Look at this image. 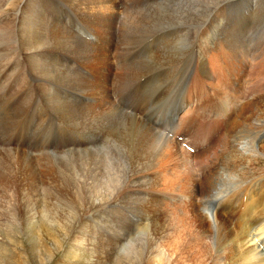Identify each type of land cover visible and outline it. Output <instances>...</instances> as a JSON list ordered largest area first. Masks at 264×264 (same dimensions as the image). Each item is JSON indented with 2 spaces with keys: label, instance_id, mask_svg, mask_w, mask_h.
I'll return each instance as SVG.
<instances>
[{
  "label": "rangeland",
  "instance_id": "rangeland-1",
  "mask_svg": "<svg viewBox=\"0 0 264 264\" xmlns=\"http://www.w3.org/2000/svg\"><path fill=\"white\" fill-rule=\"evenodd\" d=\"M62 1L64 4L66 3L65 0H52L49 2L59 12H57V16L60 21V28L65 31L68 30V32L78 40L89 45L92 44L91 46H96L101 49L104 43V37L87 29V27L81 23L83 17L78 15L72 8L63 6ZM110 1L114 3V5H117L118 12L122 13H120L121 16L125 15V10L129 9L128 16L132 15L133 17H139L138 19L143 18L141 22L142 26L140 25V29L136 30V35L133 34L134 40L132 46H136V48L133 49L136 52L132 51L131 57H126V59H128L126 60L125 58L123 59L120 52L117 50L118 46L120 47L121 44V31L125 30L124 20L118 18L114 25L115 33L113 36H115L114 38L111 36V41L109 43L110 54L107 65L110 66V68L112 67L110 72L104 73L105 64H101L96 68L90 67L83 59L74 58V56H70V54H59L56 56V61L59 65L58 69H56L57 71L54 69L49 71V73H43L44 84L42 83V86L38 82L39 76L36 75V71L38 70H35L27 63V60L20 59V57L24 55L23 52L20 53V50L22 45L26 43V41L21 38V28L19 30H17V28L16 30L11 29L9 26L11 21L10 23H2L3 20L8 18V15L0 16V158L2 157L0 160V264H159V262L166 257L167 259L163 261L164 264H215L216 262L217 264H229L226 260L229 259V256L225 249L217 250L216 248H212V250L210 249V254L204 255L201 249L196 246L195 248L194 246L186 248L185 242L187 240L183 238L181 232L178 233L176 230L177 227L182 225L178 217L182 213H190L192 207H196V205H198L197 207L200 205V208H204L206 205L214 210V212L220 213V217H222L224 213V218L227 221L231 220L230 222L233 223L232 225H237V223L240 224L239 222H243L242 220L245 222L247 221L246 226L250 227L252 231L256 233L259 226L261 228L264 225V216L260 215H264V192H262V190L264 191V181H262L264 180V131L258 136L256 142L257 149L260 153L259 157L261 158H256L255 155L247 152L246 148L243 150L242 147H239L240 153L232 151L234 146L232 141L233 138L227 134L228 132L224 128V121L226 120L227 114L224 118H219L218 114L214 112L219 108H217V106L221 100L226 97L225 94H221L222 91L220 87L218 90L216 86H213L215 82L217 83L216 80L210 81V96L204 99L200 98L198 103L196 102L197 98H195V92L193 94L187 92L186 95L189 96L187 100H190L193 106L190 103H182L178 107V113L180 111L183 112L186 108L190 109L191 106L192 109L184 111L182 118L178 119V128H175V124L168 118L169 110L175 107L176 102L180 103L181 100H184L182 93L185 81L194 75V71L197 68L193 69L192 72L185 73L187 67H189V61L185 59V63H183V72L177 67H172L171 70H168L167 67L170 66H166L162 67V69L159 68L154 70L151 73H146L140 78L133 80L130 84L128 83L129 70L125 68V65L127 66L133 59L137 60L138 56H140L141 59L146 58L143 64L147 63L152 59V53L154 52V50H148L147 48L160 37L168 33H174L172 35H176L178 34L177 32L183 31L180 27H185L189 30L188 32H190L188 44H191V47H187V44L185 51L191 48L193 49V52L188 51L185 57L190 55L193 58L199 55L198 41H200V39H197V30L206 23L211 9L216 5L218 0ZM263 2L264 0H241L232 9L233 15L237 18L240 14L242 18L239 20L249 26L245 29H241V25H239V31L236 32L238 34L247 33L246 39H251V45L256 47H264ZM18 3L19 0H0V13L16 7ZM253 3H255V5ZM229 4L231 5L232 1H230ZM247 16L253 17L250 18ZM236 18L234 19L236 20ZM221 24L223 26L224 23L222 22ZM154 31L158 32L153 33L154 35L151 34V36L145 39V34ZM141 37H144L145 40H142ZM230 37L231 34H223L211 35L206 37V39L218 42L223 38ZM195 39L197 40L192 44L190 40ZM72 42L75 43L72 40L64 45L70 50H73ZM52 43L55 45L52 47V50L60 52V41L58 43ZM114 44L115 47H113ZM223 49L224 48L216 53L218 55L223 54ZM145 51H148L150 54ZM225 51L227 53V49H225ZM17 52L20 53L21 56L19 59L22 62L15 61ZM102 57H105L104 54ZM234 57V55H228L226 56V60L234 63L236 59V57L235 59ZM257 59L262 60L259 57H257ZM60 64L67 66L66 69H70V73L73 68L76 80L74 75H72L73 79H67L68 81L66 78L64 79L63 75L67 76L68 74H63L60 71ZM205 64L207 66L209 63L206 62ZM190 68L193 67L190 66ZM165 73L170 74L168 79L162 83L153 80L155 77H159ZM210 74L215 76L213 68H210ZM198 75L201 81L203 77L200 74ZM77 76L99 85L104 93L96 95L97 97L95 98L92 96H87L89 99L81 98L82 93H76L74 90L78 82ZM62 79H64L66 83ZM148 81L153 82L152 87L149 88L150 91L148 90L147 93L148 98L147 100L140 99L139 97L143 95V92H138V86H142ZM72 83L73 85H70ZM189 84L191 85L192 83ZM207 85L209 86L208 83ZM190 87L191 86L187 88ZM196 88H200V86L195 87V89ZM130 89L132 91H130ZM140 89H142V87H140L139 90ZM230 89L231 86L227 88L228 91H230ZM63 90L69 93V95H67L68 93H63L61 95V97L63 96V100H71L72 102L70 103L69 109L77 116L79 113V116L82 118L84 117L79 124L83 127V129L80 127L82 131L88 130L84 131L89 136L86 140L88 143L77 141L76 134L71 133L73 128L70 127L69 129L66 125L65 116H62L63 110L66 108L61 103L63 100L50 99V96L54 97L56 94V96L60 97V93ZM254 91H256V93L253 94ZM254 91L250 93L244 101L247 102L249 100L251 104L255 105L248 107L244 115L237 118L238 124L237 128L234 130L235 135H238V137H245L243 141L244 144L248 142L249 138L248 132L245 134L247 130L245 128H253L256 125L257 119L264 118V85L256 88ZM104 98L110 99V101L122 112L126 114L129 113L128 115L137 117L144 123L146 122L145 125L167 139H170L168 135H166L169 131H173L175 134L182 132L184 136H178L179 139L175 141L171 139L177 145V148L169 150L173 151L172 155L176 154L174 158L178 160L167 166L170 172L168 179L174 181L176 178L171 175L173 171L181 172L184 170L183 166L187 163V167L191 166L188 168L196 174V192H198V194L186 193L185 189L180 186H177L173 190L170 189V186H166L168 188L164 191L162 183H157L156 179L157 176H165L167 169L163 173L160 172L156 175L157 168L154 170L152 168H154V165L156 166L157 158L161 155L160 151L165 148V145L162 142H158L151 132L146 130L148 128L147 126L139 125V123L133 122L132 120V127L128 124L125 125L121 118L124 114H122V112L120 113L118 110L111 111L109 105L107 106L103 103L106 100ZM208 102L210 104L215 102L212 109ZM152 106L156 108H152ZM98 107L101 108L99 109ZM207 109L210 112H208ZM177 110L175 111L174 117L178 115ZM235 117H238L237 114L231 118V121ZM40 118L45 119H43V123L40 121ZM214 123L217 124L215 125V130L210 127ZM95 124H97V127ZM208 126L211 129H207ZM262 126L264 127V123ZM93 127L94 130L92 129ZM209 129L212 131H209ZM90 131H93V133ZM209 132L211 134H209ZM249 142L251 143V138ZM176 149H178L177 152L175 151ZM186 154L189 159L188 157L186 158ZM57 155H62L60 160H64V163L58 160ZM25 158L28 161H33L30 169L27 170H25ZM79 158L80 160H78ZM85 159H87L86 162ZM40 163H42V165ZM217 165L219 166L218 168ZM69 170H71V172ZM210 171H214L213 174L217 175L219 179L218 185L212 191H210L211 188L205 191L207 190L206 188H208L207 183L209 178L206 175L210 174ZM143 173L148 175L145 177L146 179H141V184L134 183V179L145 175ZM65 175L66 177L68 175V178H66ZM24 176L26 180H28V184H31L28 188L26 187L28 190L25 189V186L24 188L17 186L22 183V180L25 182ZM235 176H237L236 179L234 178ZM248 178L249 181L247 180ZM88 179L89 181H87ZM96 181L97 183H103L101 187H92V185H96ZM242 181L247 183L243 184ZM80 182L84 185L83 189H67L66 187ZM239 182L241 183L240 185ZM57 185L59 187H57ZM255 186L256 188L259 187L256 189L254 188ZM248 188L251 189L248 195H254L252 196L256 214L260 211V214H257L258 218H253L247 214L243 206L244 203L242 205V202H245L244 200L247 197V195H243L242 192L248 190ZM95 189H97V191ZM254 189H256V191ZM83 190H85V192L80 194ZM132 190L142 191L143 194L138 195V199H134L127 195V193ZM159 191H163L166 194ZM107 198L113 199L112 202L109 199L108 203L107 200H105ZM209 198L212 201L208 203L206 200H209ZM256 199H258L259 202ZM144 200L146 202L143 204L142 202H144ZM158 201L163 202L164 206L158 207L155 204ZM93 202L98 206L94 207L92 205ZM45 212L47 217L45 216ZM16 215L18 217H16ZM248 217L249 220L247 219ZM159 224H161V228L163 227L164 229L161 233L158 232V230H154ZM212 230L214 231L212 236L208 237L207 235L208 240L206 239V243L208 244L215 243L217 239L215 235L216 229ZM235 234L237 235V231ZM191 235L188 234L187 236H190L191 239H189L192 241L191 243H194L197 237H192ZM177 237L182 238L183 242H174V248L179 252L178 255H180V253L182 255L186 252L184 255L187 258L182 255L183 257L181 258L179 256L178 259V255H175V252H173V254L175 253L174 259L171 258L173 254H171L168 249L170 248L169 244ZM181 245H184L185 248ZM129 249H131V251H129ZM191 251L197 254L192 255L190 253ZM263 252L264 251H262V253ZM224 253L227 254L225 255ZM216 257L221 263L216 261ZM172 259L173 261H171Z\"/></svg>",
  "mask_w": 264,
  "mask_h": 264
},
{
  "label": "bare ground",
  "instance_id": "bare-ground-1",
  "mask_svg": "<svg viewBox=\"0 0 264 264\" xmlns=\"http://www.w3.org/2000/svg\"><path fill=\"white\" fill-rule=\"evenodd\" d=\"M52 1V0H51ZM51 1L48 0H19V3L16 7L12 8V9H7L5 12H1L0 16L2 15H8V18L6 20H3V24L4 23H11L9 24L11 29H15L17 28V30H19L21 28V33H22V37L26 43L22 45V48L20 50V53L23 52V56L20 57V53L17 52V55L15 57V61H21L23 60H27V63H29L36 71V75L39 76V84L42 83L44 84V76L43 73L46 74L47 72L49 73V71L51 70H56L58 69L59 65L56 61V56L59 54H70L77 58L83 59L87 62V64L90 67H97L101 64H105V69H104V73L110 72V66L107 65V62H109V43L111 41V36L112 38H114L113 34L115 33V29H114V25L117 21L118 18H122L124 20V26H125V30L121 31V44L120 47L118 46V51L120 52L121 56L123 57V59L126 57H131L132 51H134L133 49L136 48V46H132V42L134 40V36L133 34L136 35V30L140 29V25L142 22V19H138L139 17H133L132 15L128 16L129 13V9L125 10V15L121 16V14L118 12L117 9V5L114 3H112L110 0H65V4L64 2L62 3L63 6L68 7V8H72L78 15H80L82 18V22L85 27H87V29L91 30L93 33H96L98 35H102L104 37V43L102 44L101 49L96 47V46H91L87 43H84L80 40H78L77 38H75L73 35H71L68 30H62L60 28V21L58 19L57 16V9L55 7H53L51 5ZM232 1V4L230 5L229 2ZM241 0H218L216 5L213 6V8L211 9V13L209 15V17L207 18L206 23L203 26H200L199 29L197 30V39H200L199 44H198V49L200 51V54L197 56H194L192 58V56H186L185 54L189 51V52H193V49L191 48L190 50H186V45L189 43V39L190 38V32H188L189 30H187L185 27H180L183 29V31L177 32L178 34L176 35H172L174 33L171 34H166L162 37H160L158 40H156L154 43H152L147 49L148 50H154V52L152 53V59L149 60L147 63L143 64V61L146 58L141 59L140 56H136L138 59L135 60L133 59L129 64H127V66L125 65V68H127L129 70L128 73V78L129 81L128 83H132L133 80L140 78L141 76H143L146 73H151L154 70H157L159 68L162 69V67H166V66H170L167 67L168 70H171L172 67H177L181 72L184 71L183 68V63L184 60H188L189 61V67H187L186 72H192L193 69L197 68L194 71V74H196V76L194 77L193 80V85L195 87H199L201 85H203V80L205 82H207L209 84V86H211L210 81L211 80H216L217 83L215 82V84L213 86H216V88L218 89L220 87L221 89V94H225L226 97H224L221 102L219 103V105L217 106L218 109H216L214 112H216V114H218L219 118L223 117L226 115V120L224 121V128L225 130L228 132L227 134L230 135L231 138H233V150L236 153H240L239 147H242L243 150H247V152L252 153L253 155L256 156V158H261L259 157V151L257 149V138L258 136L264 131V127L262 126L264 123V118H259L256 120V125L253 128L247 127L245 129L246 132L245 134L248 132L249 138H248V142L247 143H243V141L245 140V137H238V135H235V129L237 128V118H239V116H243L245 110L248 107H251L252 105L254 106L255 104H251L249 102V100L247 102L244 101V99L250 94L252 93L256 88L261 87L264 85V47H256L251 45L252 41L251 39L247 40L246 39V34L245 32L242 34H238L237 32L239 31L238 27L239 25H241V29H245L247 27H249L246 23H243L241 20H239L240 18H242L240 16V14L237 16V18L233 15L232 9L233 7L239 3ZM263 1V0H262ZM55 2V1H54ZM255 2V1H254ZM61 3V1H60ZM256 3V2H255ZM255 3H253L255 5ZM264 4V2H263ZM179 5V4H178ZM258 5V4H257ZM5 7V6H4ZM1 11V9H0ZM150 11V10H149ZM208 11V10H207ZM210 12V11H209ZM250 12V11H249ZM59 13V12H58ZM132 13V12H131ZM130 13V14H131ZM158 14V13H157ZM209 14V13H208ZM250 14V13H249ZM148 15V14H146ZM163 16V15H162ZM205 16V15H204ZM5 17V16H4ZM250 17V16H247ZM253 17V16H252ZM250 17V18H252ZM3 18V17H2ZM148 18V17H146ZM159 18V17H158ZM236 18V20L234 19ZM11 19V20H10ZM149 19V18H148ZM250 20V19H249ZM224 23L223 26L221 23ZM251 22V21H250ZM197 23V22H196ZM199 23V22H198ZM117 26V25H116ZM142 26V25H141ZM3 27V25H2ZM165 27V26H164ZM174 27H178V26H174ZM196 28V27H195ZM168 29V28H167ZM13 31V30H12ZM90 31V32H91ZM161 31V30H159ZM237 31V32H236ZM17 32V31H16ZM14 32V33H16ZM158 32V31H154L151 33H147L146 38L147 39L149 36H151V34ZM196 33V31H195ZM17 34V33H16ZM78 34V33H77ZM223 34H231L230 38H223L221 40H219L218 42H214L211 39H206V37L211 36V35H223ZM20 35V34H19ZM154 35V34H153ZM152 35V36H153ZM7 36V35H6ZM12 36V35H11ZM89 36V35H88ZM143 36V35H142ZM264 36V35H263ZM16 37V36H15ZM118 37V36H117ZM142 38V37H141ZM213 38V37H212ZM8 39V38H7ZM144 37L142 38V40H145ZM190 40L192 44L195 43V41L197 40ZM74 41L75 43H73V50H70L68 47H66L64 44L67 43L68 41ZM231 40V41H230ZM10 41V40H9ZM60 41V52L56 51V50H52V47H54L55 45L52 43H58ZM7 42V41H6ZM117 43V42H116ZM9 44V43H8ZM258 44V43H257ZM264 45V44H263ZM72 46V45H71ZM115 47V44L114 46ZM187 47H191V44ZM217 48V49H214ZM223 49V54L218 55L216 52ZM62 49V50H61ZM115 49V48H114ZM225 49H227V53L225 51ZM16 51V50H15ZM263 51V52H260ZM148 52V51H145ZM144 52V53H145ZM13 53V52H12ZM113 53V52H112ZM149 53V52H148ZM104 54V58L102 57ZM140 54V53H139ZM150 54V53H149ZM228 54L229 56L234 55L236 57H234L235 62L231 63L229 61L226 60V55ZM112 55V54H111ZM144 55V54H143ZM114 56V55H113ZM145 56V55H144ZM6 57V56H5ZM20 57V59H19ZM25 57V58H23ZM146 57V56H145ZM257 57L261 58L262 60L257 59ZM116 58V57H115ZM120 58V55H119ZM18 59V60H17ZM206 59V61H205ZM120 60V59H119ZM122 60V59H121ZM128 60V59H126ZM22 62V61H21ZM62 62V61H61ZM77 62V61H76ZM80 62V61H79ZM126 62V61H125ZM146 62V61H145ZM209 63L206 64L205 63ZM63 63V62H62ZM122 64V62H121ZM124 64V63H123ZM174 64V65H173ZM188 64V62H187ZM29 65V66H30ZM193 67V68H190ZM124 67V66H123ZM67 66H64L62 64H60V71L64 74L67 73V76L63 77L64 79L66 78V80L71 79L72 75L75 76L74 70L72 68V71L70 73V69H66ZM84 68V67H83ZM210 68H213L215 71V76L210 74ZM79 69V68H78ZM3 70V69H2ZM164 70V69H163ZM57 71V70H56ZM166 71V70H165ZM126 73V70H125ZM170 73H165L160 75L159 77H155L153 80L154 81H160V83H162L163 81H165L166 79H168ZM183 74V73H182ZM202 75L203 80H202V84L201 81L199 80V75ZM61 75V74H60ZM71 75V76H70ZM108 75V74H107ZM46 76V75H45ZM52 77V76H51ZM61 77V76H60ZM59 77V78H60ZM78 77V76H77ZM189 77V75H188ZM125 78V77H124ZM153 78V77H152ZM64 79H62L63 81H65ZM73 79V78H72ZM67 80V81H68ZM75 80H76V76H75ZM78 82L75 86V91L76 93L81 92L82 96L81 98L83 99H89V97L87 98V96H92L93 98L97 97L96 95H100L101 93H104L102 88L97 85V84H93L91 82H89L88 80L78 77ZM55 81V80H54ZM62 81V82H63ZM140 81V80H138ZM170 82V81H168ZM66 83V81H65ZM69 83V82H68ZM112 83V82H111ZM159 83V84H160ZM206 83V84H207ZM58 84V83H57ZM125 84V83H124ZM158 84V85H159ZM164 84V83H163ZM47 85V83H46ZM45 85V86H46ZM70 85H73L70 84ZM107 85V84H106ZM110 85V84H109ZM153 85V82L148 81L147 83H144L142 86H138V92H143V95H141L139 98L140 99H145L147 100V93L149 88H151ZM65 86V85H63ZM121 86V85H120ZM162 86V85H161ZM231 86L230 91L227 90V88ZM67 87V86H66ZM117 87V86H116ZM142 87V89L139 90V88ZM194 87V88H195ZM23 88V87H22ZM45 88V87H44ZM110 88V87H109ZM119 89V88H118ZM117 89V91H118ZM154 90V89H153ZM219 90V89H218ZM130 91H132L130 89ZM150 91V90H149ZM115 92V91H114ZM119 92V91H118ZM190 92V91H189ZM63 93H68L66 91H62L60 93V97L58 96H50V99H54V100H63V96L61 97V95ZM256 93V91L253 92V94ZM46 94V93H45ZM48 95V94H47ZM53 95V94H52ZM69 95V93L67 94ZM74 95V94H73ZM121 95V94H120ZM151 95V94H150ZM221 96V95H220ZM46 97V96H45ZM75 97V95H74ZM173 97V96H172ZM222 97V96H221ZM115 98V97H114ZM119 98V97H118ZM218 98V97H217ZM65 99V98H64ZM79 99V98H78ZM106 99L103 103L106 104L107 106L109 105V108L111 111H120V113L122 112L121 110H119V108L114 105V103H112L110 101V99L108 98H104ZM114 100V99H113ZM219 100V99H218ZM247 100V99H246ZM30 101V100H29ZM159 101V100H158ZM157 102V101H156ZM183 102V100L180 101V103ZM253 102V101H251ZM57 103V102H56ZM62 105L65 106L66 108L63 110V114L62 116H65L66 119V125L69 127H72V134H76V139L79 142H86L88 143L86 140L89 137L88 134L84 131H88V130H84L82 131L81 128L83 129V127H81L79 124V122H82V119H84V117L82 118L81 116H79L80 114L78 113V116L72 112V110L69 109L70 107V101H66L63 100ZM102 103V105H103ZM147 103V101H146ZM209 103V102H208ZM215 103V102H214ZM213 103V104H214ZM254 103V102H253ZM84 104V103H81ZM156 104V103H155ZM201 104V103H200ZM210 104V103H209ZM208 104V105H209ZM213 104H210V108L212 109L214 107ZM52 105V104H51ZM61 105V106H62ZM73 105V104H72ZM242 105V106H241ZM184 106V105H183ZM190 106V105H188ZM196 106V105H195ZM155 106H152V108ZM76 108V107H75ZM80 108V107H78ZM99 108V107H98ZM101 108V107H100ZM99 108V109H100ZM128 108V107H125ZM156 108V107H155ZM205 108V107H204ZM207 108V106H206ZM51 109V108H50ZM97 109V108H96ZM127 110V109H126ZM183 110V109H182ZM208 110V109H207ZM230 110V113H229ZM20 111V110H19ZM75 111V110H74ZM86 111V110H85ZM137 111V110H136ZM179 111V108L177 110V113ZM181 112V111H180ZM208 112H210L208 110ZM207 112V113H208ZM58 113V112H57ZM148 113V112H147ZM151 113V112H149ZM126 116H124V115ZM122 120L123 122L128 125H130L131 127L132 122L131 120L134 122L139 123V125H145V123L138 119L137 117L128 115L124 112H122ZM235 117L232 121L231 118ZM85 115V114H84ZM148 115V114H147ZM96 116V115H95ZM118 116V115H116ZM151 116V115H150ZM86 117V116H85ZM152 117V116H151ZM38 118V117H37ZM60 118V117H59ZM218 118V119H219ZM15 119V118H14ZM44 118H40V121H44ZM88 119V118H87ZM148 119V117H147ZM98 120V119H97ZM114 120V119H113ZM221 120V119H220ZM218 120V121H220ZM87 121V120H86ZM91 121V120H89ZM117 121V120H116ZM63 122V121H62ZM80 122V123H81ZM98 122V121H97ZM43 123V122H42ZM106 123V122H105ZM217 123V121H216ZM216 123H214L212 126L213 129L216 128L215 125H217ZM219 123V122H218ZM98 124V123H97ZM95 124V126L97 125ZM41 125V124H39ZM72 125V126H71ZM107 125V124H106ZM222 125V124H221ZM84 126V125H83ZM87 126V124H86ZM115 126V125H114ZM113 126V127H114ZM121 126V125H120ZM147 126V125H145ZM220 126V124H219ZM81 127V128H80ZM97 127V126H96ZM142 127V126H140ZM148 127V126H147ZM152 127V126H151ZM209 126L207 127L210 128ZM143 128V127H142ZM141 128V129H142ZM94 130V127L92 128ZM112 129V128H111ZM211 129V128H210ZM209 131H212L210 130ZM91 130V129H90ZM106 130V129H105ZM146 130H148L149 132H151V134L153 135V137H155L158 142H162L165 145V148L161 149V155L157 158V164L156 166L154 165V168H152L153 170L155 168H157L156 170V175L158 173H163L168 167V165L174 163L176 160V158H174V155H172L173 151L170 150H174V148H177L176 144L171 140V139H167L166 137H164L163 135L159 134L158 132H156L155 130L151 129L150 127H148ZM215 130V129H214ZM110 131V128H109ZM108 131V132H109ZM120 131V130H119ZM135 131V130H134ZM199 131V130H198ZM197 131V132H198ZM208 131V130H207ZM234 131V132H233ZM91 132V131H90ZM96 132V130H95ZM104 132V131H103ZM107 132V130H106ZM113 132V131H112ZM128 132V130H127ZM222 132V131H221ZM233 132V133H232ZM93 133V131L91 132ZM126 133V132H125ZM142 133V132H141ZM147 133V132H146ZM225 133V132H224ZM232 133V134H231ZM199 134V133H198ZM209 134H211L209 132ZM124 135V134H123ZM244 135V134H243ZM224 136V135H223ZM134 137V136H133ZM140 137V136H139ZM141 138V137H140ZM224 138V137H222ZM251 138V143L249 142V139ZM263 138V137H262ZM141 140V139H140ZM229 140V139H228ZM227 140V141H228ZM133 141V139H132ZM155 141V140H154ZM153 141V142H154ZM226 141V142H227ZM145 142V140H144ZM143 142V143H144ZM224 144V143H223ZM64 146V145H63ZM135 146V145H134ZM146 146V145H145ZM153 146V145H152ZM135 149V148H134ZM170 149V150H169ZM151 150V148H150ZM178 149H176L175 151L177 152ZM90 152V151H89ZM180 152V151H179ZM243 152V151H242ZM11 153V152H10ZM85 153V152H84ZM87 153V152H86ZM91 153V152H90ZM99 153V152H98ZM153 153V152H152ZM157 153V152H156ZM183 153V152H182ZM3 154V153H2ZM14 154V153H13ZM57 154V153H56ZM72 154V153H70ZM89 154V153H87ZM233 154V153H232ZM18 155V154H17ZM69 155V154H68ZM73 155V154H72ZM77 155V154H76ZM79 155V154H78ZM86 155V154H85ZM136 155V154H135ZM3 156V155H2ZM7 156V155H6ZM14 156V155H13ZM22 156V155H21ZM51 156V155H50ZM55 156V155H54ZM62 155L58 156L57 158L58 160H60V157ZM65 156V155H64ZM67 156V155H66ZM186 158L188 157L187 154L185 155ZM222 156V155H221ZM220 156V157H221ZM229 156V155H228ZM39 157V156H38ZM52 157V156H51ZM50 157V158H51ZM56 157V156H55ZM76 157V156H74ZM80 157V156H79ZM82 157V156H81ZM140 157V156H139ZM178 157V156H177ZM180 157V156H179ZM201 157V156H200ZM226 157V156H224ZM11 158V157H10ZM24 158V157H23ZM64 158V157H63ZM78 158V156H77ZM89 158V157H88ZM108 158V157H107ZM217 158V157H216ZM2 159V157L0 158V160ZM56 159V158H55ZM75 159V158H74ZM84 159V158H83ZM189 159V157H188ZM219 159V158H217ZM216 159V160H217ZM221 159V158H220ZM25 163H26V168L30 169V166L32 165L33 161L30 160L28 161L26 158L24 159ZM71 160V159H68ZM73 160V159H72ZM80 160V158L78 159ZM87 159H85L86 162ZM89 160V159H88ZM92 160V159H91ZM143 160V159H141ZM257 160V159H256ZM17 161V160H15ZM43 161V160H42ZM46 161V160H45ZM52 161V160H50ZM64 161V160H63ZM60 160V162H63ZM75 161V160H74ZM73 161V163H74ZM188 161V160H187ZM186 161V162H187ZM219 161V160H217ZM18 162V161H17ZM39 162V161H37ZM53 162V161H52ZM84 162V161H83ZM91 162V161H90ZM89 162V163H90ZM2 163V162H1ZM14 163V162H13ZM12 163V165H13ZM43 163V162H42ZM42 163H40L42 165ZM45 163V162H44ZM57 163V161H56ZM64 163V162H63ZM62 163V164H63ZM88 163V162H87ZM135 163V162H134ZM229 163V162H228ZM15 164V163H14ZM55 164V163H54ZM186 165L183 166V169L181 172L178 171H173V173L171 174L172 176H174V178H176L174 181H172V179H168V175H169V169H167V173L165 176L160 177L157 176V183H162L164 191H166V189L170 186V189H174L177 186L182 187L183 189H185L186 193H192V194H198V192H196L197 188V179H196V174L194 172H192L188 167H187V163H185ZM11 165V166H12ZM24 165V164H23ZM22 165V166H23ZM53 165V164H52ZM75 165V163H74ZM73 165V166H74ZM176 165V164H175ZM181 165V164H179ZM189 165V164H188ZM15 166V165H14ZM13 166V167H14ZM58 166V165H57ZM64 166V165H62ZM62 166H59L60 168ZM79 166V165H77ZM178 166V165H177ZM193 166V165H192ZM33 167V166H32ZM87 167V166H86ZM219 166L217 165V168ZM16 168V167H15ZM23 168V167H21ZM63 168V167H62ZM65 168V167H64ZM71 168V167H70ZM75 168V167H74ZM77 168V167H76ZM216 168V166H215ZM46 169V168H45ZM220 169V168H219ZM24 170V171H25ZM107 170V169H106ZM109 170V169H108ZM208 170V169H207ZM216 170V169H215ZM65 171V170H64ZM71 172V170H69ZM77 171V170H76ZM133 171V170H132ZM217 171V170H216ZM224 171V170H223ZM26 172V171H25ZM30 172V171H29ZM55 172V171H54ZM67 172V171H65ZM73 172V171H72ZM75 172V171H74ZM101 172V171H100ZM109 172V171H108ZM137 172V171H136ZM231 172V171H230ZM63 173V171H62ZM214 171H210V174L206 175L208 176V188H206L208 191L210 188L212 191L217 185H218V177L216 174H213ZM225 173V172H224ZM228 173V172H227ZM233 173V172H232ZM25 174V173H24ZM27 174V173H26ZM39 174V173H38ZM139 174V173H138ZM145 174V173H143ZM35 175V174H34ZM49 175V174H48ZM77 175V174H76ZM75 175V176H76ZM163 175V174H162ZM221 175V174H220ZM230 175V174H229ZM132 176V175H131ZM148 175H142L140 177H137L136 179L133 180L134 183H140L141 184V179L144 180L145 177H147ZM169 176V177H172ZM22 177V176H21ZM66 177V175H65ZM84 177V176H83ZM100 177V176H98ZM221 177V176H220ZM219 177V178H220ZM237 176H235L234 178L236 179ZM25 178V176H24ZM33 178V177H32ZM36 178V177H35ZM34 178V179H35ZM68 178V175L67 177ZM74 178V177H73ZM173 178V177H172ZM222 178V177H221ZM239 178V176H238ZM30 179V178H29ZM70 179V178H69ZM79 179V178H78ZM81 179V177H80ZM106 179V178H105ZM103 179V180H105ZM146 179V178H145ZM162 179V181H161ZM224 179V178H223ZM241 179V178H240ZM47 180V179H46ZM65 180V179H64ZM63 180V182H64ZM67 180V179H66ZM72 180V179H71ZM76 180V179H75ZM155 180V179H154ZM242 180V179H241ZM240 180V181H241ZM249 181V178L247 179ZM28 180H26L25 178V182L17 185L21 188L25 189L28 188V186H30L31 184H28L27 182ZM34 181V180H33ZM55 181V180H54ZM78 181V180H76ZM81 181V180H80ZM89 181V179L87 180ZM94 181V180H93ZM129 181V180H128ZM131 181V180H130ZM236 181V180H235ZM264 181V180H262ZM32 182V181H31ZM30 182V183H31ZM58 182V181H56ZM62 182V183H63ZM75 182V181H74ZM132 182V183H133ZM156 182V181H155ZM206 182V181H205ZM243 184L247 183L245 181H242ZM60 183V182H59ZM61 183V184H62ZM85 183V182H84ZM87 183V182H86ZM128 183V182H127ZM130 183V182H129ZM155 183V184H157ZM222 183V182H221ZM219 183V184H221ZM224 183V182H223ZM18 184V183H17ZM51 184V183H50ZM56 184V183H54ZM74 184V183H72ZM103 183H97L96 181V185H92V187H101ZM131 184V183H130ZM200 184V183H199ZM226 184V182H225ZM241 183L239 182V185ZM261 184V183H260ZM47 185V184H46ZM59 185V184H58ZM57 185V187H59ZM64 185V183H63ZM227 185V184H226ZM224 185V186H226ZM234 185V184H233ZM257 185V184H256ZM34 186V185H33ZM37 186V185H35ZM88 186V185H85ZM124 186V185H123ZM130 186V185H129ZM137 186V185H136ZM154 186V185H153ZM156 186V185H155ZM168 186V187H166ZM204 186V185H203ZM220 186V185H219ZM254 186V185H253ZM262 186V185H261ZM27 187V188H26ZM64 187V186H63ZM67 189H83L84 185L80 183H76L72 186H66ZM138 187V186H137ZM148 187V186H147ZM159 187V186H158ZM247 187V186H246ZM251 187V186H250ZM259 187V186H258ZM257 187V188H258ZM33 188V187H31ZM87 188V187H86ZM196 188V189H195ZM221 188V186H220ZM228 188V187H227ZM256 188V186L254 187ZM256 188V189H257ZM66 189V188H65ZM89 189V188H88ZM129 189V188H128ZM127 189V190H128ZM141 189V188H140ZM239 189V188H238ZM241 189V188H240ZM256 189H254L256 191ZM20 190V189H19ZM28 190V189H27ZM87 190V189H86ZM97 191V189H95ZM220 190V189H219ZM223 190V189H222ZM233 190V188H232ZM231 190V191H232ZM245 190V189H244ZM67 191V190H66ZM123 191V190H122ZM184 191V192H185ZM217 191V190H216ZM227 191V190H225ZM234 191V190H233ZM251 189L248 188V190L242 192L243 195H247L246 199L244 200L245 202H242V205L244 203V207H245V211L247 212V214H249L251 217L253 218H258L257 214H256V209L254 208V203H253V194H249ZM260 191V190H259ZM63 192V190H62ZM85 192V190H83L82 192H80V194H83ZM95 192V191H94ZM163 194V191H159ZM220 192V191H219ZM229 192V190H228ZM262 192H264L262 190ZM56 193V192H55ZM54 193V194H55ZM60 193V192H59ZM66 193V192H65ZM69 193V191H68ZM124 193V192H123ZM221 193V192H220ZM224 193V192H223ZM232 193V192H231ZM234 193V192H233ZM240 193V192H239ZM255 193V192H254ZM259 193V192H258ZM62 194V193H61ZM70 194V193H69ZM79 194V193H78ZM79 194V195H80ZM118 194V193H117ZM126 194V193H125ZM132 194V195H131ZM136 194V195H135ZM142 191L139 190H132L129 191L127 193L128 196L133 197L134 199H136L138 197V195H142ZM219 194V193H218ZM237 194V193H236ZM120 195V193H119ZM126 195V196H127ZM235 195V194H234ZM233 195V196H234ZM240 195V194H239ZM242 195V196H243ZM253 195V196H252ZM256 195V194H255ZM33 196V195H32ZM218 196V195H217ZM225 196V195H224ZM236 196V195H235ZM258 196V195H257ZM256 196V197H257ZM79 197V196H78ZM122 197V196H121ZM263 197V196H262ZM130 198V197H129ZM228 198V197H227ZM234 198V197H233ZM236 198V197H235ZM240 198V197H239ZM261 198V197H259ZM110 199V198H109ZM108 198L105 199L109 200ZM123 199V198H122ZM133 199V200H134ZM138 199V198H137ZM225 199V198H224ZM232 199V198H231ZM230 199V201H231ZM242 199V198H241ZM244 199V198H243ZM80 200V199H79ZM78 200V201H79ZM111 200V199H110ZM113 200V199H112ZM111 200V202H112ZM131 200V198H130ZM227 200V199H226ZM233 200V199H232ZM258 200V199H256ZM255 200V201H256ZM264 200V199H263ZM77 201V202H78ZM86 201V200H85ZM103 201V200H102ZM208 203L210 200H206ZM238 201V200H237ZM84 202V201H83ZM146 201L144 200V202H142L143 204ZM235 202V201H234ZM240 202V201H239ZM259 202V200H258ZM79 203V202H78ZM105 203V202H104ZM109 203V202H108ZM133 204V203H132ZM148 204V203H147ZM158 207H162L164 206V203L161 201H158L155 203ZM201 204V203H200ZM205 204V203H204ZM212 204V203H211ZM233 204V203H232ZM241 204V202H240ZM261 204V203H260ZM92 205L94 207H97L98 205L95 204L94 202L92 203ZM106 205V204H105ZM104 205V206H105ZM117 205V204H116ZM239 205V204H238ZM115 206V205H114ZM198 205H196V207H192V211L189 213H182L178 219L179 221L182 222V225L180 227H177V231L178 233L181 232V234L183 235V238H185V240H187L186 243V248L191 246H195L199 249H201V252L204 253V255L206 254H210V249L212 250V248H216L218 249H225L227 251V253H224L225 255L227 254L229 256V259L227 260V263L229 264H264V252L262 253V251H264V225L261 228L259 226V229L256 233H254L252 231V229L248 226H246V222L244 220H242L243 222H239L240 224L237 223V225H232L233 223H231L230 221H227L224 218V213L221 216L220 213L218 212H214V210H212L211 208H209L208 206H204V208H200L197 207ZM235 206V205H234ZM233 206V207H234ZM112 207V206H110ZM109 207V208H110ZM232 207V206H231ZM242 207V206H239ZM108 208V209H109ZM115 208V207H114ZM112 208V209H114ZM257 208V207H256ZM107 209V210H108ZM116 209V208H115ZM114 209V210H115ZM233 209V208H232ZM239 209V208H237ZM260 209V208H258ZM159 210V209H158ZM228 210V209H227ZM241 210V209H240ZM243 211V210H242ZM108 212V211H107ZM236 212V211H235ZM238 212V211H237ZM240 212V211H239ZM263 212V211H262ZM203 213V214H202ZM228 213V212H226ZM241 213V212H240ZM46 214V212H45ZM105 214V213H104ZM158 215V214H157ZM233 215V214H232ZM245 215V214H244ZM248 215V216H249ZM261 216H264L262 214H260ZM47 217V214L45 215ZM240 216V214H239ZM238 216V217H239ZM16 217H18L16 215ZM102 217V216H101ZM246 217V215H245ZM104 218V217H103ZM243 218V217H242ZM261 218V217H260ZM45 219V218H44ZM244 219V218H243ZM249 220V217L247 218ZM241 220V219H240ZM239 221V220H238ZM255 221V220H253ZM261 222V221H260ZM78 223V222H77ZM249 223V221H248ZM197 224V225H196ZM161 224L157 225V227L154 229L155 231L158 230V232L161 233L163 229V227L161 228L160 226ZM198 226V227H197ZM254 226V225H253ZM212 229H216L215 235L217 236V239L215 240L216 242L213 244H208L206 243V239H207V235L208 237L212 236L213 234V230ZM237 231V235L235 234V232ZM256 231V230H255ZM194 233V234H193ZM157 234V233H156ZM159 234V233H158ZM163 234V233H162ZM161 234V235H162ZM191 235L192 237H197L194 243H191L192 241L190 240L191 237L187 236V235ZM160 235V234H159ZM214 235V236H215ZM181 236V235H180ZM165 237V236H164ZM156 238V237H155ZM190 238V239H189ZM208 240V239H207ZM174 242H183L182 238H176L173 239V242L169 244V251L171 254H173V252H175V255H178L179 252H177L174 248ZM209 242V241H208ZM212 242V241H211ZM184 244V243H183ZM195 244V245H194ZM176 245V244H175ZM185 245V244H184ZM183 245V246H184ZM182 246V245H181ZM182 246V247H183ZM179 247V245H178ZM177 248V247H176ZM185 248V246H184ZM165 249V248H164ZM193 249V247H192ZM181 250V249H180ZM183 250V249H182ZM185 250V249H184ZM129 251H131V249H129ZM186 251V250H185ZM189 251V250H187ZM193 251V250H192ZM192 251L190 252L192 255H196L197 253L195 252L192 253ZM198 251V250H197ZM182 252V251H181ZM217 252V251H216ZM169 253V254H170ZM183 253V252H182ZM186 253V252H185ZM184 253V254H185ZM188 253V252H187ZM164 254V253H163ZM168 254V255H169ZM173 254V258L174 259V255ZM182 254V255H184ZM167 255V254H166ZM178 255V259L179 256L182 258L183 256ZM187 255V254H186ZM157 256V255H156ZM155 256V257H156ZM185 256V255H184ZM218 256V255H216ZM186 257V256H185ZM189 257V256H188ZM159 258V257H158ZM164 258V255H163ZM162 258V259H163ZM175 258V259H177ZM187 258V257H186ZM197 258V257H196ZM214 258V257H213ZM167 259V257L165 258ZM164 259V260H165ZM169 259V258H168ZM173 259L171 261H173ZM205 259V258H204ZM225 259V258H224ZM160 260V259H159ZM161 260L159 262V264H164L163 261ZM170 260V259H169ZM181 260V259H180ZM196 260V259H195ZM198 260V259H197ZM214 260V259H213ZM177 261V260H176ZM188 261V260H187ZM199 261V260H198ZM216 261H219V259H217L216 257ZM169 262V261H168ZM205 262V261H204ZM213 262V261H212ZM215 262V261H214ZM201 263V262H200ZM218 263H221L220 261ZM223 263V262H222ZM177 264V263H176ZM214 264V263H213ZM217 264V262L215 263ZM225 264V263H223Z\"/></svg>",
  "mask_w": 264,
  "mask_h": 264
}]
</instances>
